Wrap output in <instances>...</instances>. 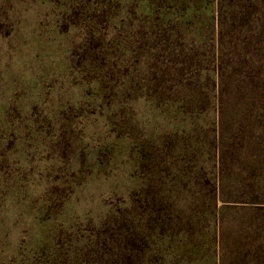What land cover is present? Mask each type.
<instances>
[{
  "label": "rangeland",
  "instance_id": "rangeland-1",
  "mask_svg": "<svg viewBox=\"0 0 264 264\" xmlns=\"http://www.w3.org/2000/svg\"><path fill=\"white\" fill-rule=\"evenodd\" d=\"M0 264H264V0H0Z\"/></svg>",
  "mask_w": 264,
  "mask_h": 264
}]
</instances>
